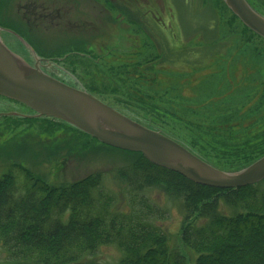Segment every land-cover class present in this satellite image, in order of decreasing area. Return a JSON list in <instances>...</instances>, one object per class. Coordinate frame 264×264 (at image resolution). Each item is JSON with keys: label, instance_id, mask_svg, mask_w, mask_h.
I'll return each instance as SVG.
<instances>
[{"label": "trees", "instance_id": "trees-1", "mask_svg": "<svg viewBox=\"0 0 264 264\" xmlns=\"http://www.w3.org/2000/svg\"><path fill=\"white\" fill-rule=\"evenodd\" d=\"M216 1V6L227 11L230 23L237 22L243 27L247 41L252 42L257 37L264 41L239 20L223 0ZM146 41L142 48L147 50L137 51L142 60L136 61L135 53H126L121 62H112L109 71L104 70L106 65L102 69H92L90 65L87 90L99 97L102 95L100 87H111L110 93L116 94L118 103L99 97L109 105L119 109L118 105L126 102L123 100L126 98L155 119L177 121V126L184 127L186 133L178 134L171 128V135L156 123L145 125L162 130L219 169L237 171L264 156V130L261 131L264 81L251 88L256 93L250 90L251 98L245 101L249 106L245 115L253 114L257 120L245 126L250 129L248 134L243 131V120L240 125L214 122L222 97L217 95L218 100L207 98L201 102L197 97L184 96L178 79L164 82L160 78L161 70L156 68L162 61V53L157 43ZM72 58L82 59L80 55H69L66 59ZM91 59L96 60L97 56L91 54ZM75 64L76 61L72 66ZM83 74L80 68V75ZM216 76L212 75V79ZM201 110L209 115L197 117ZM231 116L233 113L225 115ZM23 120L32 124L41 119ZM57 126H60L59 121L48 122L41 127V134L54 133ZM70 127L92 142L98 141ZM253 127L260 129L253 130ZM218 134L219 140L215 141ZM209 136L212 137L209 139ZM257 136L258 139L251 142ZM127 152L137 156L119 167L115 176L124 183L122 194L129 201L128 209L121 208L117 194L104 190L102 172L57 185L43 181L18 163L6 168L0 175V242L8 261L78 264L96 256L101 248L114 246L121 252L120 264H188L187 255L171 243L167 232L157 224L168 219L169 211L153 202L148 192L162 188L170 200L181 202L184 218L180 238L189 255V264H264V180L239 188L204 186L155 165L141 153Z\"/></svg>", "mask_w": 264, "mask_h": 264}, {"label": "rangeland", "instance_id": "rangeland-1", "mask_svg": "<svg viewBox=\"0 0 264 264\" xmlns=\"http://www.w3.org/2000/svg\"><path fill=\"white\" fill-rule=\"evenodd\" d=\"M38 1L44 2L45 0H3L0 9V21L4 20L3 22H5L7 20L14 23L20 21L23 14L20 10V4L32 5L31 8H33L34 3H38ZM55 1L49 4V6L58 9V16L62 14V25L57 28H47L50 32L42 29L37 33H33L34 37L31 38V41L43 54L57 57V65L61 66L59 59L66 54V50L69 49L70 45L76 42L75 38H72L67 33L73 29L64 24V22H67L71 18L75 21L74 23L77 22L78 18L79 24H82L83 20L88 21L86 29L88 41L92 44V48H94H90V53L97 56L96 60L90 59L92 62L88 63L89 66L93 67L92 69H102L106 65L104 67L106 69L104 70L109 71L108 67H110L112 62H121L124 59V54L133 53L131 37L120 31L121 21L117 20L119 18H117L116 12H112V15L109 16L100 3L92 0L86 1L83 5H77L74 0ZM154 1L156 2V0ZM159 1H161L160 7L157 8L161 13L159 14V18L154 17V21L150 25L153 34L155 33L153 39L157 43L158 51L162 53V61L156 67L161 70L160 77L164 82L171 79L174 81L175 79H178L177 81L192 79L191 84L197 85L198 80L202 77L201 84L207 86L203 87L200 94H195L193 92L194 88L190 87H186L184 91V96H197L202 102L216 95V85L208 89V83H210V79L212 78V74L210 73L226 70L225 75L230 76V72H228L230 64L239 63L236 64V67L232 68L233 70L237 69L235 75L242 77L243 74L245 76L248 73L247 88L256 93L249 86L253 84L252 79L254 75L256 78L261 77V81H264L263 40L257 37L253 38V40L249 39L252 42L247 41L248 35L246 32H243V27L237 22L230 23L227 11L220 6H216V0H197V2L180 0L181 3H185L181 4V7H179L180 3L177 0H174L175 4L171 0L167 1L166 7L163 5V0ZM148 2L150 0H145L146 4ZM188 2H190V5H188ZM252 2L261 8L260 0H253ZM175 5L179 16H177V12L174 10L176 9ZM170 7H172V10H170ZM165 9L166 11H164ZM83 10L87 12L88 16L83 15ZM262 12L264 13V9L262 11L261 8ZM155 14L158 13L155 12ZM126 21H123L122 25L128 24ZM144 40L146 41V38H139L141 44H143ZM109 47L113 49L109 50ZM240 48H243V50L241 52L237 51ZM139 50L145 51L147 49L141 47ZM255 51L260 52V54ZM135 59L137 61L143 58L136 52ZM70 60L71 63L74 60L79 61L78 58ZM71 63L67 65L71 71L59 69L55 66L56 64L49 67L48 70L59 78L73 81L76 85L72 86L82 88L85 86L82 82L83 78L85 79V84L86 82L89 83V75L86 77L84 72V76H81V67H76V65L71 66ZM258 71L261 72L258 73ZM191 73H194V75L190 77ZM77 76L82 81H78ZM105 77L109 78L108 74H105ZM103 88L106 87H100L102 94L100 96L111 98L118 103L119 98L116 97V94L110 93L113 88ZM116 89L123 90V88ZM249 97V92L243 91L237 93V91H234L227 97L222 98L221 104H219L221 109L218 108L220 111L216 113L214 122L240 125L241 120H243V124H241L244 127L243 131L250 134V129L245 126H249V124L257 120L254 119L253 114H250L249 117L246 116L247 105L245 101ZM123 100L126 102L121 105H115H118L120 111L131 119L143 124L156 123L159 128L169 134L173 133L171 132V128H174L178 134L186 133L184 127L177 126V121L171 120L169 122V120L162 121L155 119L148 112L143 111V108L134 101L126 100V98H123ZM8 112H17L20 115L22 114V116H8L6 115ZM231 113H233V117H225V115H231ZM24 115H32L31 110L27 106L0 96V175L6 168H12L11 165L18 163L31 170L43 181L58 185L71 183L91 173L102 172L105 176L104 190L117 194L121 208L128 209L129 201L122 194V192H125L124 183L116 178L115 172L119 167L135 159L137 155L103 145L98 141L92 142L89 138L77 133V131L70 127L71 125L63 124L64 122L62 121H59L60 126L55 128L56 131L54 133L41 134V127L48 122H52L54 119L42 118L37 123L26 124L23 120ZM203 115L207 116L209 114L201 110V113H198L197 117ZM239 119L240 121H237ZM54 121L58 122V120ZM263 125L264 121L261 119V131L264 130ZM259 129L253 127V130L259 131ZM211 137L209 136V139ZM253 138L256 139L251 142H255L258 136ZM206 140L208 139L206 138ZM218 140L219 134L215 138V141ZM234 143L236 142L234 141ZM255 161H251L250 164ZM148 194L153 202L169 211L168 219L158 221L157 224L167 232L171 243L177 245L187 255L189 264V255L185 251L180 238L184 218L181 202L170 200L162 188L153 189ZM7 255L0 242V264H24L8 261ZM120 257L121 252L118 248L105 246L98 251L96 256H90L78 264H120Z\"/></svg>", "mask_w": 264, "mask_h": 264}, {"label": "water", "instance_id": "water-1", "mask_svg": "<svg viewBox=\"0 0 264 264\" xmlns=\"http://www.w3.org/2000/svg\"><path fill=\"white\" fill-rule=\"evenodd\" d=\"M223 1L246 27L264 39V16L247 0ZM38 66H31L0 38V95L25 104L35 111V117L64 121L101 143L141 153L155 165L200 185L229 189L264 179V156L238 171L221 170L161 131L129 118L85 89L70 86Z\"/></svg>", "mask_w": 264, "mask_h": 264}, {"label": "flooded vegetation", "instance_id": "flooded-vegetation-1", "mask_svg": "<svg viewBox=\"0 0 264 264\" xmlns=\"http://www.w3.org/2000/svg\"><path fill=\"white\" fill-rule=\"evenodd\" d=\"M1 0V4H2ZM77 5H83L86 1L88 0H74ZM97 3H100L103 6L104 11H106L109 16L112 15V12H116L117 14V19L118 21L120 20V31L123 33H126L127 35H130L131 37V48L133 47V53H136L139 51V48H141L145 43L141 44L139 42V38H146L147 41L150 43L155 42L153 39V36H155V33L153 34V31L151 29L150 23L154 21V17L159 18V14L161 13L157 7H160V2H156L153 0H150V3L148 2L147 4L145 3V0H92ZM164 7H166V2L169 0H163ZM176 1V0H175ZM178 3H180L179 7H181V4H185L184 2L181 3L180 0H177ZM190 2H197V0H189ZM253 7H255L259 12H261L264 9V0L261 2V8L257 7L256 4H254L252 1L253 0H248ZM257 1V0H254ZM45 2V3H44ZM44 2L38 1V3H34V7L31 8L32 5H23L20 4V10L23 12L20 21L10 22V21H0V38L3 40V42L15 53L19 54L25 61H27L29 64L32 66L36 67L38 64L42 70L45 72L49 73L53 77H56L65 83L69 85H76L73 83V81H68L64 80L63 78H59L48 70L49 67L55 66L58 67L59 69H65V70H70L67 65L71 63V60L67 61V57L69 55H80L81 60L76 61V67L81 65V68L83 72H85V76L88 77V70H89V62L91 59V53H90V48H92V44L89 43L88 41V33L86 31L87 26H88V21L83 20L82 24L78 23V18L77 22L74 23L75 21L71 19H68L67 22H64V24L69 26L71 29V32H67L71 35L72 38H75V41L73 45H70L69 47V52L65 54L62 58L59 59V62L61 63V66L57 65V57H53L51 55H45L39 49L33 44L31 41V38L34 37L33 33H37L41 31L42 29L47 30L50 32L48 29L49 28H57L60 25H62L61 19L62 14L58 16L59 11L57 8H51L49 4H52L53 2H56L55 0H45ZM173 4H175L174 0H171ZM190 2H188V5H190ZM1 4H0V9H1ZM36 4V5H35ZM38 5V6H37ZM176 8V5L174 6ZM172 10V7H170ZM177 12V8L174 9ZM166 11V9L164 10ZM157 12L158 14H155ZM263 13V12H262ZM184 14V12H183ZM264 14V13H263ZM83 15L88 16L87 12L83 10ZM177 16L178 12H177ZM73 17V15H72ZM174 17V16H173ZM68 18V17H67ZM177 19V17H176ZM127 20V21H126ZM157 20V19H155ZM126 21V25H122ZM63 24V25H64ZM82 25V26H81ZM124 26V27H123ZM48 28V29H47ZM18 29V30H16ZM54 31V30H52ZM142 36V37H141ZM145 36V37H143ZM146 41V42H147ZM156 43V42H155ZM110 48V47H109ZM94 49V48H92ZM113 49V48H112ZM136 52H135V51ZM241 52V50H237ZM75 59V58H72ZM38 60V61H37ZM73 61V64H74ZM160 63V62H159ZM158 63V64H159ZM158 64L156 66H158ZM239 63L235 64H230L228 72H230V76H226V70H223L222 72L218 73H210L212 75H217L215 79H210V83H208V89L210 87H213L216 85V90L215 94L213 96V99H216L217 95L219 97L225 98L234 91L238 92H249V95L253 92H250L247 88L246 82L248 81V73L242 75V77H237L235 75L236 70H233L232 68L236 67ZM72 66V63H71ZM75 67V68H76ZM73 68V67H72ZM157 68V67H156ZM242 73V72H241ZM194 73L190 74V77L193 76ZM211 75V76H212ZM78 77V76H77ZM161 78V77H160ZM180 78V77H179ZM202 78V77H201ZM199 79L197 85L191 84L192 79H183L182 81L180 80V87L179 89L181 90L180 92L184 95V91L186 90V87L194 88L193 92L195 94H200L202 91L203 87L207 86L205 84H201V80ZM84 78L83 81L78 77V81H82L84 83ZM195 80V79H194ZM193 80V81H194ZM192 81V82H193ZM253 84L250 85L249 87L257 86L260 85L261 79H252ZM241 83V84H240ZM193 86V87H192ZM196 87V89H195ZM241 90V91H240ZM255 90V89H254ZM257 90V89H256ZM259 90V88H258ZM260 91V92H259ZM258 91L259 94H261V89ZM255 94V93H254ZM224 96V97H223ZM255 96V95H254ZM260 95H257L259 97ZM197 97V96H194ZM198 98V97H197ZM251 98V97H249ZM218 100V98H217ZM249 106H247L248 108ZM246 108V109H247Z\"/></svg>", "mask_w": 264, "mask_h": 264}]
</instances>
